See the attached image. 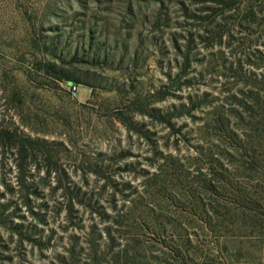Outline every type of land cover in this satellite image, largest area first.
<instances>
[{
  "label": "rangeland",
  "instance_id": "obj_1",
  "mask_svg": "<svg viewBox=\"0 0 264 264\" xmlns=\"http://www.w3.org/2000/svg\"><path fill=\"white\" fill-rule=\"evenodd\" d=\"M0 264H264V0H0Z\"/></svg>",
  "mask_w": 264,
  "mask_h": 264
},
{
  "label": "trees",
  "instance_id": "obj_2",
  "mask_svg": "<svg viewBox=\"0 0 264 264\" xmlns=\"http://www.w3.org/2000/svg\"><path fill=\"white\" fill-rule=\"evenodd\" d=\"M49 71H53V68L52 67H48Z\"/></svg>",
  "mask_w": 264,
  "mask_h": 264
}]
</instances>
